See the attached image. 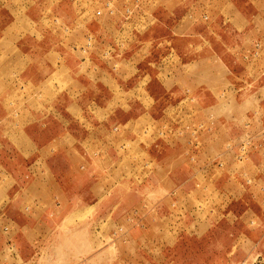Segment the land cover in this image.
I'll return each instance as SVG.
<instances>
[{
    "label": "crops",
    "instance_id": "0c3cea01",
    "mask_svg": "<svg viewBox=\"0 0 264 264\" xmlns=\"http://www.w3.org/2000/svg\"><path fill=\"white\" fill-rule=\"evenodd\" d=\"M0 1L8 14L20 13L22 0ZM113 1L112 15L106 13L91 20L80 15V0H55L44 5V16L47 14L50 20L60 18L66 30L69 27L73 30L78 22L81 27L87 24L95 40L88 37V44L94 43V46L86 55L85 49L74 44L72 35L64 34V55L56 50L43 55L49 59L47 69L40 76L30 67L16 70L24 52L7 31L0 36V42L7 45L6 49H0V74L17 73V79L20 76L25 79L23 83H15V89L20 90L16 115H10L9 110L5 115L0 112V123L11 117L0 134V168L7 170V179L12 176V183L17 181L21 189L8 213L10 217L16 215L18 221L22 219L17 223L18 232L34 234L41 228L42 218L50 219L64 204L72 210L81 208L80 212L92 205L94 213L99 212L98 203L103 201L101 196L106 189L124 185L125 179L116 175L117 169L125 168L119 166L122 165L119 150L126 139L136 138L131 130L126 136L114 132L112 124H126L146 112L148 122L165 124L170 104L165 103L158 115L153 107L161 104L173 90L177 112H186L187 108L181 110L182 102L191 94L189 99L193 102L190 107L187 103L188 110L196 116L194 119L200 120L199 126L208 123V127L206 131L200 128L174 141L161 136L148 142L154 144L157 153H163L161 167L172 172L148 180L146 185L163 190L154 199L149 197L154 200L150 208L148 204L144 210L138 204L131 206L134 219L143 215V226L131 229L135 234L132 244L137 248L134 252L131 250L130 262L124 264H148V253L134 254L142 247L148 248V239L153 240L148 233L161 235L162 249L171 247L167 235L173 236L177 231L167 223L166 218L171 215L168 201L183 204L184 193L177 191L191 180L185 182L186 169L192 171L193 182L205 174L223 186L219 193L222 191L220 195L228 207L236 202L244 203L239 213L243 222L253 215L252 218L263 223L264 64L248 62L245 52L255 49L254 54L259 55L256 49L260 48L261 52L264 46V0H132L124 6L129 13L125 15L123 11L121 17L117 13L118 3ZM30 7L39 19L43 17L33 3ZM81 31L78 43L87 40L82 28ZM216 41L224 47H214ZM186 47L194 55L184 61ZM56 56L63 57V71L52 59L56 60ZM145 61L151 65L142 66ZM118 62L134 65L135 69L125 71ZM94 85L109 93L104 106L86 98ZM27 86L29 91H25ZM62 94L70 98L64 104V116L58 108ZM9 95L0 97V107L8 109ZM141 95L148 97L150 109L146 110L147 103ZM95 104L101 109L111 106L107 110L109 114L100 118L97 109L94 112L88 108ZM139 107L144 108L138 110ZM56 122L59 128L51 131ZM74 122L80 123V128H73ZM35 123L42 125L38 134L30 129ZM190 145L197 150L198 159L193 163L184 158ZM9 146L19 149L13 153ZM59 160L68 165V172L62 178H68L75 185L80 183L79 187L84 184L92 194L91 201L83 196V190L73 192L58 180L56 162ZM85 180L88 182L84 183ZM137 181L130 178L128 185L136 186ZM135 197L136 202L148 203V194ZM148 217H155L159 222L148 227ZM86 246L84 242L79 248L83 250ZM68 258H71L69 264H89L88 258L80 261L75 255ZM113 260V264L122 262L121 254Z\"/></svg>",
    "mask_w": 264,
    "mask_h": 264
},
{
    "label": "rangeland",
    "instance_id": "374dc122",
    "mask_svg": "<svg viewBox=\"0 0 264 264\" xmlns=\"http://www.w3.org/2000/svg\"><path fill=\"white\" fill-rule=\"evenodd\" d=\"M52 1L55 0H34V2L33 0H22L19 4L20 13L15 16L11 13L8 14L0 1V36L7 31L14 41L18 42L22 53L24 52L20 64H16V70L30 67L37 70V76L43 75L47 69L49 59L48 56L43 57V55H47L50 50H56L64 55V34L66 33L69 36L72 35L71 39H73L74 44H78L79 49L80 47L85 49L86 55H89L93 49L94 43L91 44L92 46L88 44V41H90L88 37L91 36L94 40L95 37L87 24L81 27L78 22L73 30L72 27L66 30L60 18L50 20L47 14L44 16L46 13L42 12L44 5L47 6ZM129 1L132 0H115L118 3V6L115 4V7L117 6L119 9L117 13L120 17L124 13L125 15L129 13L124 8L125 3ZM102 2L103 0H80V15L90 20L95 16L106 13L112 15L105 8H103L101 14H97L96 11L101 7ZM31 3L34 4L38 13L42 12V18L39 19L37 13H32ZM81 28L85 32V39L87 40L78 43L82 32ZM1 44L0 42V49L7 48L6 44H2L3 47ZM85 45L90 46L86 47ZM213 46L220 49L224 47V44L216 41ZM253 46L255 48L256 43ZM258 49L259 55L254 54L255 49L246 51L245 54L248 55V62L260 66L262 62L264 64V57L262 56L264 55V46L261 52L260 48H257L256 52ZM183 52H186L184 61L189 60L188 58L194 55L193 51L187 47ZM152 58L154 59L155 56L153 55ZM52 59L59 64V69L63 71L65 68L64 63L61 62L63 57L56 56V60L55 57H52ZM118 64L121 63L118 62ZM141 65L150 66L151 64L145 61ZM122 69L132 71L135 66L124 63ZM17 77V73L8 76L0 74V97L10 94L8 103H6L8 109L3 106L0 107V112L4 113L3 115L8 110L10 115H16L17 107L20 106V102L18 103L20 90L15 89V83H23L25 79L22 76L18 79ZM2 85L5 86L2 87ZM26 90H30L29 86L26 87ZM23 92L21 91V96H23ZM175 94V90L170 91L167 98L162 99L161 104L159 103L153 107L155 115H158L165 103L170 104L168 106L169 119L165 121V124H155L152 122L153 120L148 122V112L126 124L120 122L112 124L114 132L126 136L128 130H131L136 138L134 141L126 139L127 141L122 143V148L119 150L120 164H122L119 166L125 168L122 170L117 169L116 175L120 179H125L124 185H117L116 187L112 185L106 189L101 196L104 197L103 201L98 203L101 207L97 213H94L92 205L88 206L85 211L80 212L79 209L81 208L75 209L73 207L72 210L66 207L67 204H64L59 207L57 214L49 216L50 219L42 218V226L34 234L18 232L17 223L22 219L18 221L16 215L10 217L8 213L21 189L17 181L12 183V176H10L11 179H7L5 174H8V171L0 168V172L3 173L0 174V264H69L71 258H68V256L70 255L77 256L78 261L88 258L89 264H113V259L118 253L122 257V262L119 264L130 262L131 250L134 252V248H137L136 245L132 244L135 241V234L131 232V229L136 226H143V215H141V218L140 214H137L139 216L138 220L134 219L132 215L134 214V209H132L134 207L131 208V206L138 204L141 207L140 210H144L145 204H148L150 208V205L154 204L152 203L154 200H151V198L154 199L163 190L159 189V186L146 185L148 180L168 171L172 172L171 169L165 171L161 167L160 158L163 153H157L154 144L148 142L150 140L152 142L153 139L161 136L169 141H174L179 137L191 135L194 130L198 132L200 128L206 131L208 127V123L199 126L200 120L194 119L196 116L188 110L187 103L193 102L189 99L191 94L182 102L181 110L187 108L185 113L177 112L178 109L173 104L176 100ZM86 98H92L96 103L104 106L105 99L109 98V93L102 90L98 85H94L86 94ZM140 98L147 103L146 110L150 109L148 97L141 95ZM69 99L67 94H62L58 106L62 116L65 114L64 104ZM101 106L95 104L88 108L94 112L97 109V115L104 118L109 114L108 111L111 110V108L109 109L111 106L103 108L104 110L101 109ZM124 107H127V104H124ZM143 108L139 107L138 110ZM72 110L76 112L74 108ZM10 120L11 117H8L0 123V134L2 130H5V126L7 123L9 124ZM72 124L73 128H80V123L74 122ZM40 125L39 123L32 124L30 129L38 134L41 132ZM59 126V123L56 122L51 127V131L58 129ZM191 146H189V152H186L184 156L189 163L196 162L198 159L197 150L195 151ZM10 149L13 153H16L19 148L11 147ZM56 168L58 176H60L58 180L64 182L66 188L70 187L73 192H78V189L83 190V196L86 200H92V194L89 190L87 191L84 184L83 187H79L80 183L75 185L76 183H70L68 178H62V175L68 172V165L65 161H57ZM191 174V170H184L185 182L191 180L177 191V193H184L183 204L181 202L180 204L172 203V200L168 201L170 204L168 210H171V215L166 218L167 223L177 231L173 236L170 233L167 235L171 247L162 249L160 247L161 235L148 233L149 238H153V240L148 239V248L142 247V250H137L138 252L134 254L143 253L146 255L148 253V264H264V222L252 218L253 215L243 222L239 217V213L244 208V203L236 202L233 203L232 207H228L226 201L222 200L223 196L220 195L222 191L219 193L223 186L217 185L214 179L205 174L201 177L198 176L193 182ZM130 178L134 181L138 180L136 186L128 185ZM87 180L84 183L89 181ZM193 183H198V185ZM170 190H168L169 195L173 193V190ZM142 193L148 194V203L135 201L137 197L135 195ZM150 196L151 198H149ZM27 205L29 206V204ZM27 205L26 207H28ZM77 210L79 212H75ZM137 210L139 211V207H137ZM177 210L179 211L177 212ZM70 211L74 213L70 214ZM156 222H159V220L155 217H148V227L151 223ZM84 242H87V246L81 250L79 246Z\"/></svg>",
    "mask_w": 264,
    "mask_h": 264
},
{
    "label": "built area",
    "instance_id": "2783aa9c",
    "mask_svg": "<svg viewBox=\"0 0 264 264\" xmlns=\"http://www.w3.org/2000/svg\"><path fill=\"white\" fill-rule=\"evenodd\" d=\"M103 8L107 9L109 13L114 12V1L113 0H103L101 7L97 9V14H101Z\"/></svg>",
    "mask_w": 264,
    "mask_h": 264
}]
</instances>
